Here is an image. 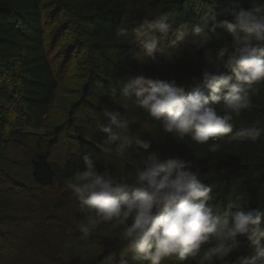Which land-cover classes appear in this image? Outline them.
Masks as SVG:
<instances>
[{"label": "trees", "instance_id": "1", "mask_svg": "<svg viewBox=\"0 0 264 264\" xmlns=\"http://www.w3.org/2000/svg\"><path fill=\"white\" fill-rule=\"evenodd\" d=\"M79 1L80 7L77 8L80 13L87 14V19H82L80 13L68 12L71 7L66 4V0H0V144L9 145L12 149V144L17 141L25 144L34 142L36 152L24 164L30 183L49 191L54 189L51 203L44 212V220L29 217V221H23L28 226L21 232L27 235L28 231H32L28 236L30 243L20 254L21 258L12 263L33 264L31 259L35 260L39 254V242L45 236H52L56 228L48 216H56L68 207L77 210L79 215L85 214L65 181L77 170L85 169L83 156L88 154L93 156L99 173L107 171V162L116 161L122 163L124 175L133 171V163L151 159L163 162L180 157L194 164L193 170L199 171L200 182L211 189L213 200L209 203L212 206L220 205L226 209L229 202L243 196L249 208L264 212V131L255 141L222 137L218 141L219 151L213 153L209 150L212 141L199 145L191 141L190 137L181 141L165 133L159 122L152 120L144 110L120 93L122 82L141 74L174 82L177 86L181 82L186 95L202 88V70L215 67L206 63L204 51H210L215 57L223 42H230L231 37L224 29H217L219 37L209 41L205 48L197 49L195 40H192L193 26L199 24L201 18L210 11H221L225 7V0ZM256 2L244 0L242 6L247 9ZM128 13L133 14V19L129 15L131 25L129 18H126ZM145 15L152 19L163 15L174 25L176 32L169 36V43L173 44L169 51L171 54L165 56L169 58L171 73L156 69L152 63L141 65L136 54L140 51L139 47L115 38L117 28L124 26L128 37L133 39ZM181 32L183 40H177ZM148 33L162 38L159 32L148 30ZM155 57L160 58L161 54L156 53ZM226 74L231 75L230 72ZM179 77L181 81L176 83ZM75 78L80 81L77 90L71 93L68 88L64 91L59 89L61 84L66 85ZM258 87L260 92L252 97L250 109L234 118L237 129L230 136H234L239 127L251 126L257 119L261 120L260 127L264 128V82H260ZM80 107L89 111H103V115L91 122L77 113ZM56 108L62 110L56 112L57 115L54 113ZM105 111L119 112L129 121L128 130L138 129L143 135L150 136L148 152L138 154L136 159L129 150L131 147H140L130 143L125 147L123 159L115 151L120 141L112 146L105 145L106 134L101 131L102 126H109ZM55 116H60L64 124L51 126L50 120L55 119ZM70 120L77 122L80 127H90V131L85 130L89 132L87 134L82 130L71 131L66 135L71 142L75 140L80 151L70 154L63 163H59L48 155L50 139L63 132ZM129 137L136 135L130 133ZM76 138L82 140L77 141ZM5 195L6 191H0V210L12 209L5 207ZM85 227L89 231L84 233L95 237L99 245L114 248L117 259L122 251H127L131 263L139 264L132 259L131 244L123 238L122 228H112L111 222L96 226L88 222ZM261 227H264V219ZM56 231L65 242L71 239L61 229L56 228ZM51 236L49 239L53 238ZM238 239L242 244L233 248L227 257V264H239L240 258L254 255L255 246L243 237ZM211 247L202 246L195 258L180 261L173 256L161 264H200L203 254ZM79 250L85 255L88 253L85 248ZM54 251L59 250L55 248ZM109 253L103 252L92 264L105 263L111 256ZM72 260L88 264V259L83 261V257L68 260L67 264L73 263ZM42 264H46V261H42Z\"/></svg>", "mask_w": 264, "mask_h": 264}, {"label": "clouds", "instance_id": "2", "mask_svg": "<svg viewBox=\"0 0 264 264\" xmlns=\"http://www.w3.org/2000/svg\"><path fill=\"white\" fill-rule=\"evenodd\" d=\"M243 2L225 0L221 11H210L193 26L194 36L199 37L194 41L197 49L218 38L217 29H224L231 37L215 57L204 51L206 63L215 67L202 70V88L186 95L183 86L143 74L129 77L120 88L121 95L159 122L165 133L181 141L190 137L199 145L212 141L209 150L213 153L219 151L222 137L255 141L264 131L257 119L229 135L237 129L234 118L250 109L252 97L260 92L258 84L264 82V0L247 9ZM148 30L165 38L176 32L167 17L145 15L133 39L124 26L114 35L153 59L156 53L171 54ZM176 38L183 40V33ZM104 115L109 122L101 127L106 134L104 143L112 146L120 141L115 148L118 155H124L130 143L150 148L151 141L129 137V121L119 112L105 111ZM83 161L85 169L77 170L65 181L66 186L74 192L83 213H95L88 216L90 225L111 222L112 228H122L123 238L131 244L132 259L139 264H161L173 256L185 261L197 257L204 245L212 247L200 264H227L233 248L242 244L238 237L255 246L254 255L240 258L239 264H264V212L249 208L243 196L229 202L226 209L212 206L211 189L200 182L191 161L176 157L133 163V171L119 179L108 172L99 173L91 154L84 155ZM107 264H117L116 258L110 257ZM118 264H128L125 254Z\"/></svg>", "mask_w": 264, "mask_h": 264}, {"label": "rangeland", "instance_id": "3", "mask_svg": "<svg viewBox=\"0 0 264 264\" xmlns=\"http://www.w3.org/2000/svg\"><path fill=\"white\" fill-rule=\"evenodd\" d=\"M79 2V0H66V4L71 7L70 9H68V12H72V14H75V12L80 13V10L77 8L80 5ZM79 15L82 19H87L88 17L85 13H80ZM129 15L132 16L133 19V14L128 13L126 16V18H129L128 22L130 24V21H132V19H130ZM169 36L167 38L163 36L162 38H157L159 41V45L167 51H170L173 45L172 43H169ZM192 40L198 41L199 37H195L193 34ZM136 54L137 57H139V62H141V65L152 63L156 69L163 72L169 71V73H171L169 58L165 57V55H161L160 58L155 57V59H153L147 56L141 49ZM166 56H168V54ZM180 81V77L175 80L176 83ZM79 82L80 81L76 78L70 80V82H68L67 84L65 81L66 85H63L64 83L61 84L59 89H61V91H64L66 90L65 88H68L69 90H71L69 92L72 93V91L77 90ZM180 86H182L181 82ZM69 92H67L68 95H70ZM59 111L61 112L62 110H58V108H56L54 110V113H59ZM77 113H79L80 116L82 115L85 119L90 120L91 122L99 120L103 115V111H89L87 108L82 107H80ZM67 120L66 123L68 122ZM50 121L51 126H53L54 124H64L61 121L60 116H55V119H51ZM69 122L70 123L68 125L64 126L63 132L58 133L56 137L50 136L51 142L49 143L48 155L50 159L59 163H63L70 154L80 151V147L77 143H75V140L74 142H71V140H69L66 135L71 131L82 130V132L84 133H86L85 130L90 131V127H80V125H78L77 122L73 120H70ZM88 131L87 133H89ZM130 133L133 134V136L136 135V137H140L143 140H150V136L147 137L146 135H143V132L141 130H128L127 134L130 135ZM76 140L81 141L82 139L78 140V138H76ZM0 146V191H6L5 207L8 206L12 208L0 210V264H13L12 262H17L21 258L20 254H23L24 250L27 249L30 243L28 236L32 233V231L31 233L30 231H28L27 235L21 232L22 229H25L28 226V224L25 225L23 221H29V217H31L32 219H35L36 217L41 219V221L44 220V212H46L47 210V205L51 203L50 201L54 196V189L49 191L37 186H33V184L30 183L28 171L25 170L24 164H26L31 156H33V152H36V146L34 142L31 144H25L19 143V141H17L12 144V147L14 146V148L12 149L11 146L8 145V147L3 143H1ZM134 148L135 149H132L131 147V149L129 150L131 151L130 155H132V157L134 158H136L138 154L148 152V149L144 150L142 148ZM118 156H120V158H123L121 155ZM120 164L122 163L116 161L114 163L107 162L106 172L119 179V177L125 174V169L122 168ZM66 209L67 210L63 211L64 213H57L56 216H48V219H51L53 225L58 230L61 229L65 232V234H69L71 239L65 242V239H63L60 234H58L56 228L53 231L54 233H51L53 236L52 239H49V236H51L49 235L45 236V239H42L40 241V239L42 238L41 237L39 239V248L37 249V251H39V254L36 256L35 260L31 259L33 261V264H42V261H46V264H67L68 260L74 259L75 257H83V261L88 259V264H92L102 256L103 252L107 253L109 251V254H111L110 257H115L117 260V264L122 253L125 254L128 264H134L133 262L131 263V261L127 257V255H129L127 251H122V253L119 254V258L117 259V256L115 254L116 250L114 248L112 249L111 247H102L103 245L101 246L96 242L95 237H93L92 235H86L84 233V229L86 228L85 226L89 222L88 214L79 215L77 210H71L70 207ZM77 223H79L80 225L77 226ZM65 243H68V245ZM55 248H58L59 251H54ZM80 248L81 250L85 248V250H87L88 252L87 255L83 254V251L79 250ZM68 255H70L71 259H69L70 257ZM72 261L73 263L71 262V264H83L82 262H76V260ZM107 262L108 260L103 264H107Z\"/></svg>", "mask_w": 264, "mask_h": 264}]
</instances>
